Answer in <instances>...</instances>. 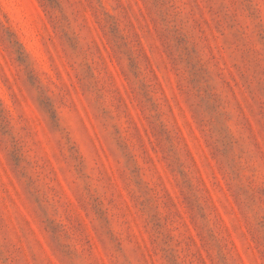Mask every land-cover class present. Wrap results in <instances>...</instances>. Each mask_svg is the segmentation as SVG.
<instances>
[{"label": "rangeland", "instance_id": "1", "mask_svg": "<svg viewBox=\"0 0 264 264\" xmlns=\"http://www.w3.org/2000/svg\"><path fill=\"white\" fill-rule=\"evenodd\" d=\"M0 264H264V0H0Z\"/></svg>", "mask_w": 264, "mask_h": 264}]
</instances>
